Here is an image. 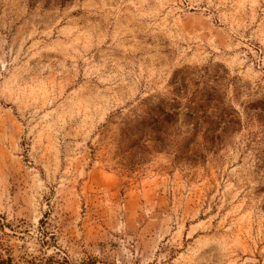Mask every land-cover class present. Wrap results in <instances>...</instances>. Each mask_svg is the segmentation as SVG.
Masks as SVG:
<instances>
[{
  "label": "rangeland",
  "instance_id": "rangeland-1",
  "mask_svg": "<svg viewBox=\"0 0 264 264\" xmlns=\"http://www.w3.org/2000/svg\"><path fill=\"white\" fill-rule=\"evenodd\" d=\"M0 224L13 264H264V0H0Z\"/></svg>",
  "mask_w": 264,
  "mask_h": 264
},
{
  "label": "trees",
  "instance_id": "trees-1",
  "mask_svg": "<svg viewBox=\"0 0 264 264\" xmlns=\"http://www.w3.org/2000/svg\"><path fill=\"white\" fill-rule=\"evenodd\" d=\"M42 223V221H41ZM2 226V224H0V227ZM52 259H48L47 264H53L51 263ZM0 264H13L12 258L9 256H4L3 254H1L0 252ZM55 264H68L66 261L64 262H56Z\"/></svg>",
  "mask_w": 264,
  "mask_h": 264
}]
</instances>
